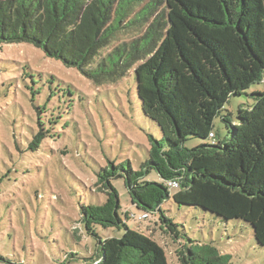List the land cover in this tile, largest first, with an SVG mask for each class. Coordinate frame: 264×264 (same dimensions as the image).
<instances>
[{
  "label": "trees",
  "instance_id": "trees-1",
  "mask_svg": "<svg viewBox=\"0 0 264 264\" xmlns=\"http://www.w3.org/2000/svg\"><path fill=\"white\" fill-rule=\"evenodd\" d=\"M0 0V46L26 43L48 58L76 69L100 86L133 71L142 114L158 127L147 134L146 161L108 162L96 172L104 202L80 205V222L96 240L95 254L76 264H167L155 241L128 228L120 216L121 180L130 204L156 219L167 234L184 237L166 215V200L198 208L224 223L239 220L264 248V91L254 92L250 107L236 120L222 117L227 137L214 141L213 121L234 96L264 80V0ZM143 36L118 44L124 30L144 25ZM117 43V44H116ZM113 45V46H112ZM49 132L33 136L38 150ZM212 135V137H211ZM213 140L188 149V140ZM155 173L159 183L149 180ZM173 184V185H169ZM134 217L124 212V218ZM96 227H123L121 237H99ZM181 246L184 264H228L211 244ZM1 264H21L0 257Z\"/></svg>",
  "mask_w": 264,
  "mask_h": 264
},
{
  "label": "rangeland",
  "instance_id": "rangeland-1",
  "mask_svg": "<svg viewBox=\"0 0 264 264\" xmlns=\"http://www.w3.org/2000/svg\"><path fill=\"white\" fill-rule=\"evenodd\" d=\"M160 11L162 7L144 25L121 32L118 44L141 38ZM142 62L120 81L97 86L30 44L0 46V257L21 264H76L67 259L71 253L94 256L96 240L80 222V205L105 200L95 186L96 172L108 162H130L138 170L148 157L147 134L160 138L158 127L142 114L137 96L133 71ZM263 91L264 80L229 99L213 121L214 141L227 137L222 117L236 120L238 108L252 106L253 93ZM41 129L48 137L38 150H29ZM212 141L192 139L185 147ZM148 178L160 181L155 173ZM112 184L123 223L155 241L167 264H184L181 246L189 240L229 255L228 264H264V248L256 245L248 224L224 223L198 208L166 200L162 209L184 236L175 240L156 219L139 218L121 180ZM124 212L134 217L125 219ZM95 230L102 238H119L124 231Z\"/></svg>",
  "mask_w": 264,
  "mask_h": 264
},
{
  "label": "built area",
  "instance_id": "built-area-1",
  "mask_svg": "<svg viewBox=\"0 0 264 264\" xmlns=\"http://www.w3.org/2000/svg\"><path fill=\"white\" fill-rule=\"evenodd\" d=\"M211 137H212V135H211ZM169 185H173V184H169ZM149 217V215H147V214H144V215H142L141 217H140V219L142 220V219H147Z\"/></svg>",
  "mask_w": 264,
  "mask_h": 264
}]
</instances>
